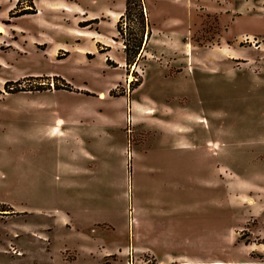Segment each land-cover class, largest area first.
<instances>
[{"label":"rangeland","instance_id":"obj_1","mask_svg":"<svg viewBox=\"0 0 264 264\" xmlns=\"http://www.w3.org/2000/svg\"><path fill=\"white\" fill-rule=\"evenodd\" d=\"M144 4L0 0V264L264 260V0Z\"/></svg>","mask_w":264,"mask_h":264},{"label":"trees","instance_id":"obj_2","mask_svg":"<svg viewBox=\"0 0 264 264\" xmlns=\"http://www.w3.org/2000/svg\"><path fill=\"white\" fill-rule=\"evenodd\" d=\"M31 12L32 11L29 9H26L20 14ZM115 28L123 42L122 50L125 56L126 64L129 65L131 63H135L136 60L139 59V56L141 55L142 50L145 44L148 42L151 34V23L149 22L147 16L144 0H125L124 10L116 22ZM107 63L111 64L109 59H107ZM46 78L48 79L49 76H46ZM55 78L58 79L59 76L56 77L55 75ZM136 80L135 82L132 81V83H130L131 89L136 88L141 83V81H138V79ZM14 82L16 87L20 86L19 81ZM9 83H13V81H7L4 84L5 89H8ZM41 85L42 86H39V88H46L45 85H47V88L50 87L48 83ZM55 86L58 89H70V84L64 79L62 83L58 82L55 84ZM13 89H15V87H12L10 90Z\"/></svg>","mask_w":264,"mask_h":264},{"label":"crops","instance_id":"obj_3","mask_svg":"<svg viewBox=\"0 0 264 264\" xmlns=\"http://www.w3.org/2000/svg\"><path fill=\"white\" fill-rule=\"evenodd\" d=\"M75 32H80L79 31H75ZM125 59V58H124ZM160 189V188H159ZM142 221V220H141ZM171 223V222H169ZM142 224V222H141ZM166 225V224H165ZM164 225V226H165ZM231 241L234 242V239H232ZM243 241H235L234 243H241ZM245 244H252L251 242H244ZM254 250V244H252L251 246ZM263 252H264V245L261 249ZM253 253L252 250L251 252L248 253V256L238 262H234L232 259L230 260H220V259H214L213 261H210L211 258H208L207 260H209L208 262H212V263H208V264H215L214 262L218 261V263H223V264H264V260L263 261H260V260H257L254 256H253ZM180 255L178 254H167L165 255L163 258L161 259H156V264H191V262H200V263H204L205 260H199V259H195V258H188V257H185V258H179ZM206 262V261H205ZM234 262V263H233ZM217 263V264H218Z\"/></svg>","mask_w":264,"mask_h":264},{"label":"bare ground","instance_id":"obj_4","mask_svg":"<svg viewBox=\"0 0 264 264\" xmlns=\"http://www.w3.org/2000/svg\"><path fill=\"white\" fill-rule=\"evenodd\" d=\"M1 31H2V30H1V27H0V33H1Z\"/></svg>","mask_w":264,"mask_h":264}]
</instances>
